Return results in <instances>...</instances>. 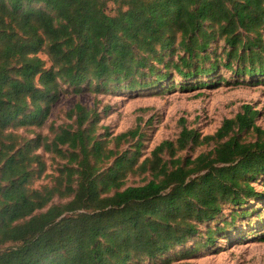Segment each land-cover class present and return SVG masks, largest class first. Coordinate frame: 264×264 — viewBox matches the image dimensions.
<instances>
[{"label": "trees", "instance_id": "16d2710c", "mask_svg": "<svg viewBox=\"0 0 264 264\" xmlns=\"http://www.w3.org/2000/svg\"><path fill=\"white\" fill-rule=\"evenodd\" d=\"M222 67L264 82V0H0V264H140L198 235L212 245L255 214L264 241V206H252L264 203L255 187L264 128L250 104L213 134L182 121L142 161L139 128L114 137H139L118 153L97 133L100 112L80 102L51 142L13 131L44 125L65 91L148 88L177 75L222 81ZM42 144L67 161L53 186L34 188L47 168ZM200 146L210 149L189 153ZM137 173L148 180L125 186ZM56 195L67 201L50 204Z\"/></svg>", "mask_w": 264, "mask_h": 264}, {"label": "rangeland", "instance_id": "374dc122", "mask_svg": "<svg viewBox=\"0 0 264 264\" xmlns=\"http://www.w3.org/2000/svg\"><path fill=\"white\" fill-rule=\"evenodd\" d=\"M112 7L113 5L110 4L109 11ZM41 56L50 64L46 54L41 53ZM218 72L219 77H223L222 81L216 79L215 74L191 78L187 81L177 75L173 80H165L148 88L115 89L103 93L92 90L80 93L65 91L53 104L44 125L13 129V131L27 139L41 134L51 142L59 126L74 124L75 116H71L70 111L80 102L100 112L97 133L105 135L104 139H107L108 147L118 153L134 150L139 137L135 139L130 137L121 141L114 140V137L139 128L142 132L140 155L142 161L150 156L152 150L162 141L176 139L182 130V121L186 126L197 129L203 135L213 134L224 119L234 117L244 104H250L259 111L255 122L264 128V82L258 84L256 78L235 77L233 72L225 67ZM261 78L264 79V76ZM184 82L190 87H181ZM202 82L206 84H200ZM209 149L208 146H200L189 153L196 156ZM36 153L42 156L47 168L34 179L33 187H51L58 181V169L67 159L58 153L46 150L44 144L36 150ZM111 163L112 161L105 163L102 171ZM147 180L146 173L130 174L125 180V186L141 185ZM255 187L264 193V181L259 180L255 183ZM66 201L67 199L56 195L50 204ZM252 206H259L260 210H263L264 203L254 200ZM231 211L232 207L227 206L223 216L220 217L221 220L229 218ZM219 223L222 225L221 221ZM261 223V218L256 217V214L238 219L233 224H227L225 234H218L217 240L212 245H200L205 237L198 235L187 244L170 251L167 254L169 258L164 256L159 260H143L140 264H264V241L258 238ZM216 225L217 222L212 223L213 227ZM201 230L205 233L206 226H202ZM196 245L198 248H195Z\"/></svg>", "mask_w": 264, "mask_h": 264}]
</instances>
